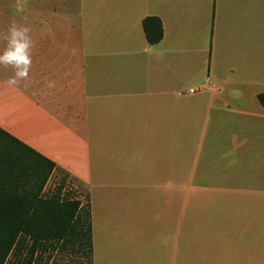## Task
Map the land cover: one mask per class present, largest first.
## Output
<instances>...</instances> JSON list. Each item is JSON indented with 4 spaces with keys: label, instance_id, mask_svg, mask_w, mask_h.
Wrapping results in <instances>:
<instances>
[{
    "label": "crops",
    "instance_id": "crops-1",
    "mask_svg": "<svg viewBox=\"0 0 264 264\" xmlns=\"http://www.w3.org/2000/svg\"><path fill=\"white\" fill-rule=\"evenodd\" d=\"M13 24L0 127L85 186L93 264H264V0H0V49Z\"/></svg>",
    "mask_w": 264,
    "mask_h": 264
},
{
    "label": "trees",
    "instance_id": "trees-1",
    "mask_svg": "<svg viewBox=\"0 0 264 264\" xmlns=\"http://www.w3.org/2000/svg\"><path fill=\"white\" fill-rule=\"evenodd\" d=\"M143 29L151 44L164 36L158 16L145 17ZM258 99L264 107V92ZM73 182L79 181L0 127V264H93L89 195L83 200Z\"/></svg>",
    "mask_w": 264,
    "mask_h": 264
},
{
    "label": "clouds",
    "instance_id": "clouds-1",
    "mask_svg": "<svg viewBox=\"0 0 264 264\" xmlns=\"http://www.w3.org/2000/svg\"><path fill=\"white\" fill-rule=\"evenodd\" d=\"M29 29L24 26L11 25L5 37L6 45L0 49V66H10L14 75L9 78V85L17 84L19 79H26L31 65L32 41Z\"/></svg>",
    "mask_w": 264,
    "mask_h": 264
},
{
    "label": "rangeland",
    "instance_id": "rangeland-1",
    "mask_svg": "<svg viewBox=\"0 0 264 264\" xmlns=\"http://www.w3.org/2000/svg\"><path fill=\"white\" fill-rule=\"evenodd\" d=\"M60 175H62V173H59L57 176L59 177ZM54 181H55V178H52L51 183H53ZM73 183H74L73 184L74 185V190L84 200V194H86L85 186L81 182H73ZM60 264H69V263H66V262L62 261V263H60Z\"/></svg>",
    "mask_w": 264,
    "mask_h": 264
},
{
    "label": "built area",
    "instance_id": "built-area-1",
    "mask_svg": "<svg viewBox=\"0 0 264 264\" xmlns=\"http://www.w3.org/2000/svg\"><path fill=\"white\" fill-rule=\"evenodd\" d=\"M190 91H191V92H196V90H195V89H190Z\"/></svg>",
    "mask_w": 264,
    "mask_h": 264
}]
</instances>
